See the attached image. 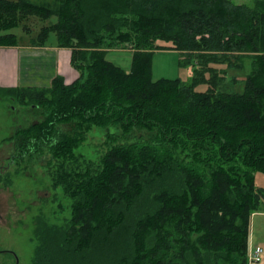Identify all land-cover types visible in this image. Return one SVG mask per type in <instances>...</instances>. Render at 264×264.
Masks as SVG:
<instances>
[{
  "label": "trees",
  "instance_id": "obj_1",
  "mask_svg": "<svg viewBox=\"0 0 264 264\" xmlns=\"http://www.w3.org/2000/svg\"><path fill=\"white\" fill-rule=\"evenodd\" d=\"M51 33L78 76L0 86L41 110L13 135L17 170L43 165L69 200L59 224L34 217L30 264H247L264 212V0H0V47ZM125 46L128 71L105 57ZM158 49L191 78L153 80ZM93 127L92 157L78 149Z\"/></svg>",
  "mask_w": 264,
  "mask_h": 264
},
{
  "label": "rangeland",
  "instance_id": "obj_2",
  "mask_svg": "<svg viewBox=\"0 0 264 264\" xmlns=\"http://www.w3.org/2000/svg\"><path fill=\"white\" fill-rule=\"evenodd\" d=\"M28 26L35 31L40 23L35 18L28 22ZM9 31L18 37L25 34L21 25ZM54 41L55 34L51 33L47 44ZM15 53V49H0V86L20 85L14 83ZM105 57L126 71L131 67L132 51L127 46L109 49L105 52ZM180 60V54L176 50H155L152 55V79L180 77L189 80L192 76V65L180 63ZM24 61L25 58H23L25 64ZM60 62L64 67L65 62L61 60ZM24 66L22 67L23 82L26 76ZM70 70V74L75 75L68 81H73L78 73L75 69ZM22 80L19 83H22ZM40 119H42L40 107L34 103L22 104L14 99L0 98V264L31 263L36 248L33 237L36 215L42 213L50 222L58 224L70 217L69 200L63 197L59 188H52L50 177L43 165L30 164L24 171L17 170L18 158L13 135L16 129ZM104 135L103 128L93 127L78 151L93 157L94 151L104 141ZM10 181V185L4 184ZM255 184L264 186V173L259 171L255 173ZM249 234L252 242L249 241L248 250L260 246L263 252L258 262L247 261V264H264V213H257L252 217ZM9 252L14 253L17 263Z\"/></svg>",
  "mask_w": 264,
  "mask_h": 264
},
{
  "label": "crops",
  "instance_id": "obj_3",
  "mask_svg": "<svg viewBox=\"0 0 264 264\" xmlns=\"http://www.w3.org/2000/svg\"><path fill=\"white\" fill-rule=\"evenodd\" d=\"M55 42L56 41L50 44H46L45 46L33 47L27 45H18V46H10V47H0V49L10 48L16 50V53L14 54L15 68H16V71L14 73V83L16 82L20 85H13V86L47 87L50 85L51 80L58 74L64 77L66 83L71 82L68 80L71 76L75 74L72 75L70 74L71 72L69 71H71L70 69H75V68L70 63V49L64 47H58L56 46ZM23 58H25L24 61L25 64L23 63ZM60 60L65 62L64 67L61 65ZM23 66L26 69V74H25L26 76L24 82L22 80ZM75 71L76 73H78L76 69ZM20 80H22V83H19ZM257 213H264V212H255L252 214V217H254V215H256ZM249 241L252 242L251 235Z\"/></svg>",
  "mask_w": 264,
  "mask_h": 264
},
{
  "label": "built area",
  "instance_id": "obj_4",
  "mask_svg": "<svg viewBox=\"0 0 264 264\" xmlns=\"http://www.w3.org/2000/svg\"><path fill=\"white\" fill-rule=\"evenodd\" d=\"M263 252L260 246L251 247L248 250L247 261L250 262H258L260 260L261 253Z\"/></svg>",
  "mask_w": 264,
  "mask_h": 264
},
{
  "label": "flooded vegetation",
  "instance_id": "obj_5",
  "mask_svg": "<svg viewBox=\"0 0 264 264\" xmlns=\"http://www.w3.org/2000/svg\"><path fill=\"white\" fill-rule=\"evenodd\" d=\"M12 256H14L15 257V255H14V253H12V252H9ZM15 260H16V257H15Z\"/></svg>",
  "mask_w": 264,
  "mask_h": 264
},
{
  "label": "water",
  "instance_id": "obj_6",
  "mask_svg": "<svg viewBox=\"0 0 264 264\" xmlns=\"http://www.w3.org/2000/svg\"><path fill=\"white\" fill-rule=\"evenodd\" d=\"M16 263H17V259H16Z\"/></svg>",
  "mask_w": 264,
  "mask_h": 264
}]
</instances>
